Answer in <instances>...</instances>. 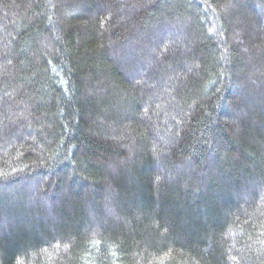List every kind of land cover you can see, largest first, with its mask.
Returning <instances> with one entry per match:
<instances>
[{
    "label": "trees",
    "instance_id": "obj_1",
    "mask_svg": "<svg viewBox=\"0 0 264 264\" xmlns=\"http://www.w3.org/2000/svg\"><path fill=\"white\" fill-rule=\"evenodd\" d=\"M0 264H264V0H0Z\"/></svg>",
    "mask_w": 264,
    "mask_h": 264
}]
</instances>
